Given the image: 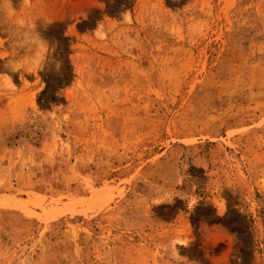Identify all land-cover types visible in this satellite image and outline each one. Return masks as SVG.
Listing matches in <instances>:
<instances>
[{
  "label": "rangeland",
  "instance_id": "obj_1",
  "mask_svg": "<svg viewBox=\"0 0 264 264\" xmlns=\"http://www.w3.org/2000/svg\"><path fill=\"white\" fill-rule=\"evenodd\" d=\"M0 9V264H264V0Z\"/></svg>",
  "mask_w": 264,
  "mask_h": 264
},
{
  "label": "clouds",
  "instance_id": "obj_2",
  "mask_svg": "<svg viewBox=\"0 0 264 264\" xmlns=\"http://www.w3.org/2000/svg\"><path fill=\"white\" fill-rule=\"evenodd\" d=\"M6 14V10L5 9H0V16L2 15H5ZM47 24L48 23H43L42 26L43 27H47ZM27 31L28 32V39H29V43L32 42V33H35L36 37L39 38L40 40H44V38L42 37V35L40 34V32L37 30V25H36V22H33L30 26V28H27V26H25L24 29H21V34L20 35H17V36H14L13 39L15 41H17V44L16 46L17 47H20L21 46V41L24 40V35H23V32L24 31ZM24 48H27L28 45L27 44H24L23 45ZM54 51V49H52V52ZM31 63V59H24V58H15L13 59L12 61V64H13V67L10 68V71H14V72H20V71H23L25 69V67ZM61 63L60 61H57V64L59 66H61ZM39 70V69H38Z\"/></svg>",
  "mask_w": 264,
  "mask_h": 264
}]
</instances>
